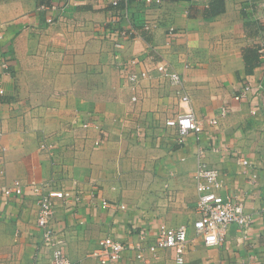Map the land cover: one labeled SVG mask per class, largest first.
I'll return each instance as SVG.
<instances>
[{"label":"crops","instance_id":"crops-1","mask_svg":"<svg viewBox=\"0 0 264 264\" xmlns=\"http://www.w3.org/2000/svg\"><path fill=\"white\" fill-rule=\"evenodd\" d=\"M112 1L0 0V264H52L33 182L72 193L55 198L51 221L71 264H99L105 237L128 243L162 223L186 224L193 237L200 160L222 172L221 193L242 197L253 220L231 224L219 246L198 239L184 264H264V107L253 115L234 99L246 84L264 98V0H223L212 16V0H130L129 22ZM127 24L134 33L120 38ZM255 49L247 73L244 55ZM142 70L149 75L129 80ZM184 94L204 130L181 141L166 121L188 109ZM16 179L23 194L6 195ZM116 264L178 263L166 249L149 262L128 250Z\"/></svg>","mask_w":264,"mask_h":264},{"label":"built area","instance_id":"built-area-1","mask_svg":"<svg viewBox=\"0 0 264 264\" xmlns=\"http://www.w3.org/2000/svg\"><path fill=\"white\" fill-rule=\"evenodd\" d=\"M129 1L130 0H113L112 5L118 7L124 5L123 8H117L119 16L125 17L129 22ZM148 3L156 1L161 3V0H145ZM52 19L49 18V22ZM129 24V23H128ZM126 25L119 30L120 38H127L134 29L131 25ZM154 24L146 22L144 28L150 29ZM170 33H174V28L170 29ZM117 47H121V42H116ZM138 63L137 59L131 61ZM155 68L158 72L168 77L170 81L178 86H182V76L171 69L167 61H159ZM148 71L142 70L138 73H130L128 78L132 82L138 81L140 77H147ZM262 87L257 90L246 84L242 89L234 95L237 101H249L252 105L251 113L257 115L261 108L264 107V98L260 101ZM136 99V97H133ZM182 101L188 109L181 114L176 115L166 121L168 126L176 127L181 141L191 134H199L204 130L201 122L196 118L194 112L189 107L190 99L188 95L182 96ZM227 112V107L221 109V114ZM211 125H216L218 120L212 118L209 120ZM88 126V124H84ZM96 145H100L101 141L97 140ZM46 143H42L41 147L45 148ZM243 166L248 172L252 163L243 158L241 160ZM258 173L256 169L252 171L251 178H256ZM194 180L198 194L196 208L199 213L198 218L194 221L195 235L190 237L188 234V225L181 224L179 226H169L165 223L159 225L154 231L151 228H143L137 233V238L131 242H122L111 236H107L100 241L99 248L94 251L93 255L98 259L99 264H116L122 257L125 251H133L135 259L139 261L149 262L156 257L158 253L166 249H174L175 260L178 264L185 263L186 253L190 246L198 239H202L208 247L221 245L227 236V231L231 224H237L241 229H248L252 224V215L246 211L243 198L238 194L224 195L221 190L225 188V182L222 172L216 168L209 166L205 161L200 160L197 169L194 172ZM33 193L37 195L39 205L38 225L43 228L42 241L45 245L52 247V264H71L69 257L65 251V244L59 234L52 228L51 221L54 215L55 198H68L72 195L70 191L62 190H45L37 183L29 184ZM6 195L16 194L21 196L24 192V184L16 179L11 185L3 189ZM107 204V201H104ZM125 208V205H121Z\"/></svg>","mask_w":264,"mask_h":264},{"label":"trees","instance_id":"trees-1","mask_svg":"<svg viewBox=\"0 0 264 264\" xmlns=\"http://www.w3.org/2000/svg\"><path fill=\"white\" fill-rule=\"evenodd\" d=\"M124 5H120L117 8H123ZM224 11V1L223 0H212L209 9L207 10V14L212 16L219 14ZM246 52L244 57L246 60V72L247 73H252L254 70L255 64L259 61L260 59V54H259V49H255L254 51Z\"/></svg>","mask_w":264,"mask_h":264}]
</instances>
